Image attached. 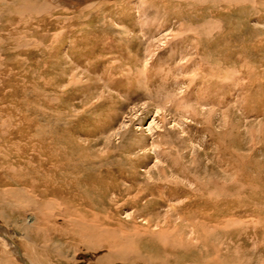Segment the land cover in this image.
<instances>
[{"label": "rangeland", "instance_id": "374dc122", "mask_svg": "<svg viewBox=\"0 0 264 264\" xmlns=\"http://www.w3.org/2000/svg\"><path fill=\"white\" fill-rule=\"evenodd\" d=\"M66 3L0 0V264H264V0Z\"/></svg>", "mask_w": 264, "mask_h": 264}, {"label": "bare ground", "instance_id": "6f19581e", "mask_svg": "<svg viewBox=\"0 0 264 264\" xmlns=\"http://www.w3.org/2000/svg\"><path fill=\"white\" fill-rule=\"evenodd\" d=\"M52 1H54V2H56V3H62V4H67L66 2H68L69 4H72V5H80V4H83V3H85L86 1H89V0H52ZM240 1V0H239ZM232 2H234V1H232ZM54 4V3H53ZM67 8V7H66ZM196 228V227H195ZM193 229V228H192ZM194 232H195V230H194ZM157 235V236H156ZM156 235H154L155 237H157L158 239H160V238H165V240H162V243H164V245L166 246V247H172V248H178V247H187V249L188 248H196V246L194 245V244H192L193 243V241H192V239H190L191 241L190 242H187V241H185V240H183V239H177V240H173V239H171V238H169V236H168V234H167V232H163V231H161V233H156ZM0 237L4 240V241H6V243L4 242H0V246L2 247V246H4L5 244L6 245H8V247H10V248H12L13 249V251H15V250H17V248H16V246H15V244L14 243H12L9 239H8V237L5 235V234H3V232H1L0 231ZM0 238V239H1ZM154 238V237H153ZM196 238V241L198 242V238H199V236H198V234H197V236L195 237ZM155 239V238H154ZM200 240V239H199ZM187 243V244H186ZM205 243V242H204ZM3 250H4V247L2 248ZM116 250V249H115ZM16 253V252H15ZM20 253V252H19ZM115 255H117L116 254V251H115ZM16 256H18V253H16ZM20 257V256H19ZM150 257V256H149ZM24 258V257H23ZM151 258V257H150ZM9 259V258H8ZM11 260H12V258H10ZM157 259V258H156ZM155 259V260H156ZM22 260H24V259H22ZM158 260V259H157ZM161 260V259H160ZM153 261V260H152ZM151 261V262H152Z\"/></svg>", "mask_w": 264, "mask_h": 264}]
</instances>
